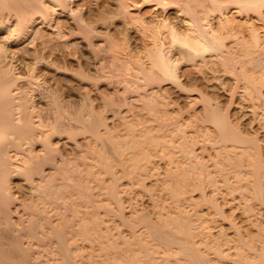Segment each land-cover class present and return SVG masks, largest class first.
Wrapping results in <instances>:
<instances>
[{"label": "bare ground", "instance_id": "1", "mask_svg": "<svg viewBox=\"0 0 264 264\" xmlns=\"http://www.w3.org/2000/svg\"><path fill=\"white\" fill-rule=\"evenodd\" d=\"M75 1L76 0H0V255L1 257L2 255L5 257L6 255L7 257L8 256L18 257L22 259V260H18V262L22 261L21 263L25 264L27 263V260L23 261L24 256L27 255V254L25 255V250L30 249V248H27L28 245L30 247L36 243L37 247L39 246L38 248H40V250H44L43 252L45 253L47 252L46 254L59 255V256L55 255V257H58V260H56L58 264H82V262L84 264L85 262L82 260H78V261H81V263L78 262L76 257L78 256V254L83 252V251L80 252L79 250V248L81 247L79 246V243L81 241L80 239L82 238L83 240L84 239L83 237H88V239L93 238L95 241H98L100 243H103V242L107 243L106 245L107 248H105V245H103L105 248L104 250L105 253L103 254L104 256L107 255V257L105 256L107 258L105 259L107 260L105 262L106 264H257V262H255L256 261L255 259H254L255 261H253V257H256L257 259V256H258L257 260L259 261V259H261L259 258L261 254H259L258 251H256V244H255L256 242L255 243L253 242L252 244L250 239L248 241L245 239L242 240V236H243L242 234H241L242 236H240L241 237L240 240H242L241 242L242 247L239 246L240 244L238 245V247L236 245L240 242L238 243L236 242L234 244L236 248L240 247L239 250H237L238 252L236 251L237 252L235 253L236 255L230 254L231 252L229 251H227L229 252L228 254L227 252L226 254L223 253L224 252L223 248L228 245H231V244H227L228 239H225L227 242L226 243L224 242L223 238L219 241L216 237L217 240L215 241L217 242L216 243L212 242L213 240L211 239L212 240V241L210 240L212 242L211 245L208 244L209 240L206 239L208 243L206 241L205 243L203 240L206 246L204 245L202 247L201 245L200 247L199 245L202 243H200L199 241L198 242L196 241L197 239L196 237H194V233H192L194 232L192 231V228H191L192 225L189 224L190 223L189 221L185 220L187 218H184L186 217L184 216V213L183 215H181L182 211L180 212L179 208H178L179 212L176 211L175 213L173 212L177 210V208H175L173 212L170 211L169 214H167V212L165 211L167 215L163 213L164 210L160 209L161 211L160 210L158 211L156 209L157 212L155 213H157L156 214L157 218L155 217L156 218L155 220L152 218V216H148L147 214L142 213V214H138V216L135 217L137 218V220L134 219L133 221L132 219L130 221L129 219L122 217L124 216L123 213L119 212L118 215L122 217L124 224L128 226V228L131 230L130 232H132L131 235L133 236V238H131L133 240L131 239L128 240L129 237L125 238V240L122 238L121 241L122 240L124 241V245L122 244L123 242L119 243L118 241L120 239L117 238L118 239L117 240L115 238V234L112 233L113 231L111 232L110 229L104 230L102 228L103 218L100 219L99 217L100 215H98L99 214L98 209H95L98 207L96 203L97 200L95 202V198H93L94 194H92L93 192L91 193L89 190L90 188H92L90 184H89L90 188L88 189L89 185L88 183L85 182L88 180V178L87 180L84 179L86 176L83 177L84 167H82V166L86 167V164L88 167L90 166L93 167L94 165L93 163H97V161L100 160L98 161L99 164L100 163L103 165L105 164L104 167H100V169H98L100 170V173L102 170L107 171V174L108 172L113 171L112 168L110 167V163H109L110 161L108 162L106 159L108 156L106 154L108 150H110V148L107 150L108 145L104 144L107 140L103 139L102 134L100 133L101 126L108 125L106 121L107 119H105L104 121L102 116L101 118L96 117V115L94 116L93 114L95 112L92 114L91 113L92 109L90 110L91 112L89 110H87V112L86 111L84 112V110L82 109H84L85 106L82 107L84 103L82 102L83 104H81L80 100L74 103L72 101H71L72 103H70L69 101L67 102V100L65 101L64 100L65 98L61 97L60 96L61 94H59L60 87L58 88L52 85H46V87L47 86L48 87L47 88L45 87L46 89H44V91L42 92L43 89H41L40 88L41 86H40L39 90L43 94H41V92L37 90V87L41 83L39 81L40 79L39 70L42 69V67H46L50 70H54L55 72L62 71V69L64 71L67 69L66 71H68V67H67L68 64L67 65L65 64L66 61L64 62L63 65L59 63L60 59L58 62L57 55L60 52L57 51L58 53H56V50L62 51L64 60H67V56H68V54H65L67 50L66 48L71 49V51L74 50L75 51L74 54H76L77 49L75 48L77 44L74 43L76 42V40L73 41L72 39L73 42L70 40L71 36L75 34L74 33L75 31H76V34H75L76 36H77V33H78V36L82 33V35H84V37L86 38L84 39L86 41L88 40L89 41L88 43H90L91 47H93V45H96L94 44L95 42L94 43L92 42L93 41L92 39H95L94 34L96 35V31H99V29H102V28H108L109 30H113L115 28L116 30L117 27H116L115 21H111L113 20L112 18L110 19V21L108 19L106 20L105 19L106 17L102 16L103 13L104 14L111 13L112 17L113 15L116 16V19L117 17L122 18L123 22L127 25L126 28L124 26L126 31H129L130 29L134 28L132 26H128V24L131 23L132 21H138V23H142L141 27H137V30L142 31V33L144 34L145 44H146V41H148L151 45L150 47H147V54L145 53L147 55L146 59H140V58L139 59L137 58L129 59L130 63L128 67L132 66L130 64H133V63L137 67L128 68L130 70L128 71L129 73H126V74H128L127 76L129 77L126 76L124 78L126 82L127 81L129 82L127 83L128 85L125 83L128 86V87L126 86L125 87L127 88V90H129L127 92L129 93L135 92V94L137 93L139 96V99L141 97L144 100L145 106L149 111H152V113L154 112L155 115L159 117L161 114L158 115V113L162 112V109L166 108L165 106H167V102H166V105L164 106L165 108H163L160 106L161 104L159 101L163 99L162 98L163 96L164 98H167L165 96L166 90H164L166 87L163 88L164 84L172 83V85L174 84V86L177 87L178 89H182L181 91H183V89L185 91L187 90V87L185 85L186 83H189V82L185 83L183 80L184 79L183 76L186 75L187 73L183 72L184 74L182 73L180 74V71H179L180 70L179 67L183 65V62L186 63V62L191 61V64H194V66L196 65L200 69L204 67L203 70L206 67L210 66V64H213V66L215 65V67L213 68L211 65V68L208 67L210 69L208 71H210V73L212 72L214 78H216L217 80L220 77V75H218L219 69L217 66H221L220 72L223 71L224 74H232L235 76L234 78L235 81L234 80L233 81L236 82V87L237 88L242 87L241 89V91L243 90L242 94L245 95L244 98L247 99L246 104L249 103L248 107L252 110L253 114H255L256 118L260 120V123L262 124L261 127L264 128V39L262 37L263 35L261 34L262 36H260V30L256 26V24L253 21H249L250 19L248 20L246 18L247 23L245 25L246 26L248 25L247 27H249V28L247 27L246 28L250 29V35L246 36L243 33L244 29L242 30L244 25H241L240 22L236 21L235 18L232 17L233 15L231 14V13L236 14L237 17L241 15L243 17L245 15L246 17H249V18H252L251 16L254 15L256 19L260 21V23L262 24L261 27L263 28V31H264V0H152L155 3L154 8L156 10L161 9L163 12L166 13L164 17V21H163L164 22L163 26L167 29L169 33L168 37H166L164 32H162L161 30V28H163L162 26L158 27L157 25H154V23L150 25L149 22H145L146 21L144 20L145 17L142 16L143 14L142 15L140 14L141 7L142 5H144L143 3H139L135 0H100L97 3L99 5L98 8H91L86 0H82L83 2H81L82 3L81 9L77 10L76 8L75 9L73 8V3H75ZM172 12L176 13L177 16L180 15L179 21L177 22L172 21V18H171L172 16H170V13ZM229 13H230V16H229ZM57 14L58 15L59 14L69 15L71 17L70 22H72L74 25V28L72 26L71 27L75 31L74 32L72 30L68 31L69 28L67 30L65 22L64 21L62 22L61 19L56 18ZM92 14H96V15L99 14V17L92 19V16H91ZM236 15L234 16L236 17ZM234 20L238 22V24ZM153 22L155 21L153 20ZM181 23L183 25H181ZM41 25L43 26L45 25L48 29L51 30L50 31L51 33H45L43 29H40ZM91 34L93 36H91ZM107 34H109V31L107 32ZM110 34L112 35V33ZM167 38H169V42H167L168 41ZM229 38L231 39V41L232 40L233 41L232 42H230V40L228 41ZM25 41L29 42L30 48L28 49L24 48L26 49L24 51L25 53L23 52L24 57H22L21 54H20L21 56L20 57V56H17V53L16 55H14L15 52L14 53L10 52L9 48L12 43L19 44L20 42H25ZM110 41L112 43V40ZM229 42L230 44H228ZM113 44L115 43L113 42ZM143 45H144V42H143ZM110 46H113V45H110ZM94 50H97V49L95 48ZM100 50L98 49L96 51L97 55ZM72 53H71V56H72ZM102 53L103 52H101L100 54L99 52L100 56H102ZM79 54H76V55L78 56ZM71 56H69V58ZM77 56L75 57L76 60H77ZM59 58L62 59L61 56ZM80 60L81 59L77 60V62L83 68ZM100 60L102 61V59ZM106 61H107V58H106ZM127 64H128V61H127ZM216 64H219V65H216ZM110 66H112V64ZM118 67L120 66L118 65ZM78 68H77V71H78ZM75 70H74V73L79 74L75 72ZM100 71L101 73L103 72L102 70ZM72 72L73 71L70 72L69 70V73H72ZM44 73H45V70H44ZM81 73L82 71L80 72V75ZM109 74L107 73V75ZM80 75H75V76H79L80 78H82V75L81 76ZM84 77L86 76L84 75L83 78ZM195 84L197 86V83ZM202 90H200V93H202L201 92ZM37 92L38 94H40L39 96L46 99L45 105L47 103L46 105L47 108L46 106H44L46 108V109L44 108V110L40 109L41 107L39 105H36L38 103H36L35 101L36 98L34 97L37 94ZM189 93H191V91ZM126 94L128 95V93ZM135 94L133 93V96H135ZM37 96L38 95H36V97ZM201 96H207V95L206 94L204 95L203 93ZM41 97L39 99H41ZM211 99L212 98H210V101L208 98H207L208 101L205 100L204 109H205V113L210 115V116L208 115L209 117L208 119H210L209 121L212 120L213 124L214 122L217 123L216 128H218L219 138H220L219 140L217 139L218 145H220L219 147L222 148V145H223L224 147L222 150H224V148L226 147L225 149L229 150L230 152H231V149H234V150L237 149V151L235 152H239V153H236V154L241 155V156H238L234 154L235 161L233 159L234 158L233 155L232 157L230 156V158L232 159H227V160H232L233 163L231 164H230V161H228L229 165L233 167L232 169L236 170L238 173L240 171L241 173H239L238 175L239 177L236 181L237 185L231 183L230 180L225 177L224 181H226L227 179L225 183L229 184L230 182L229 186L227 185L225 186V188L228 187L229 188V189L227 188L228 190L232 189L230 190L232 192H234L235 190L240 191V193L242 194L246 193L245 191L249 192L252 190L251 193L253 194L254 192L256 194V195L253 194V196L257 197V199L262 204H264V149H263L264 144L261 142L262 140L260 141L261 143L260 144L258 142L259 138L257 137L256 138L258 140L256 139V141L253 139H251L250 141V138L248 139L246 136L244 137H246L247 139L242 137L240 135L242 133L238 132L237 131L238 129H234V127L232 128L230 122H228L227 119H226L227 121L224 119L226 115L223 118L219 116V112H218L220 108L218 106L219 104L217 102L218 107H216L215 104L212 105ZM109 104L112 105V102H109ZM105 105L107 106V104ZM37 106H39L40 108ZM90 108L91 107L89 106V109ZM223 113L225 114L227 112L224 111ZM256 122L258 123V121ZM106 130L108 131V129ZM83 132H85V134L87 132L89 135H92L91 137H88L89 135L86 134V136L88 137V140L86 143L88 145L87 146L88 148H86V146L84 148V145H82L83 141L82 142L80 141L82 143L81 144L77 140V137H79L80 135L82 136V134H84ZM56 137L65 138L66 140V141L64 140L65 142L73 141L71 142V143H74L72 145H74L75 148L78 149V152L83 153L84 157L82 156V154H80L82 157H79L78 156L79 154L77 152H76V154H78L77 156L74 155L72 157L73 154L71 155V157H69L70 156L69 154L67 155L68 157L65 156L64 151L62 152V149H59V145H56L55 142H53L55 140L54 138ZM151 137H152V140L155 139V137L153 136ZM99 140L101 141L103 140L104 142V143L102 142L103 144L102 146L99 145L101 148H99L98 146ZM181 143L180 144L177 143V148L180 147L181 150L179 148L178 149L181 152L184 151L187 154V152L191 153L193 151L194 148L190 149V147L185 146L183 144L184 142L182 144ZM107 144H110V143H107ZM215 144H217V141L215 142ZM227 144H231V145L233 144L234 145L233 147L235 148L229 149L227 148L229 146ZM91 145L95 146V148L93 146L92 154H91V149H89L90 147L92 148ZM111 145L110 147H112ZM187 145H189L188 142H187ZM74 146L72 147L74 148ZM97 146L100 150V153H99V150L96 149ZM123 146L121 144L120 149ZM185 147H188L189 149ZM153 148H155L154 145H153ZM175 148H176V145H175ZM238 148L240 149L242 148V150ZM123 149H122V152H123ZM96 150H97L96 155L97 156L99 154L100 155L98 156L99 158H97L98 160L95 157V160H93L92 161L93 163H92L91 160L94 158L93 155ZM137 150H139V148ZM86 151L89 153L87 154ZM105 151H106V154H103L105 153ZM117 151H118V148H117ZM230 152L228 153L229 155H230ZM115 153H118V152H115ZM115 153L113 155H115ZM186 154L184 153L185 156ZM88 155L91 156L92 158L91 160L87 159ZM190 156L193 157V155L188 156L187 154L186 160H188ZM220 156H223V155H220ZM128 157L130 156L128 155ZM172 159L174 160V158ZM112 160L113 159H111V161ZM118 160L119 159L117 158V161ZM186 160H183V162H185ZM189 160H193V159H189ZM224 160H221V161H224ZM78 161H82L81 163L83 164L86 161H89L90 164L92 163V165H90L89 162L88 163L86 162L85 165L80 164L81 165L80 167V165L78 164ZM194 161L196 162L193 163ZM194 161L192 162L188 161L189 162L188 165H184L179 168L177 167V169L171 168V170H168V172H166L165 170L166 177L164 176L163 178H166L165 181L167 179L170 181V182L166 181L167 182L166 184H168V187H170V188L168 187L167 188L169 190L171 189L170 190V192L172 193L171 196H173L174 193H176V195L178 196L177 192H179L177 190L178 188H175V187L172 188V184L173 186H175L174 183L177 184L178 186L176 185V187H179L180 184L183 185L184 183L183 181L184 180L186 181L187 179H189L190 177L189 174L191 173L197 172L201 175V176L198 175L200 176V178L201 177L206 178L211 175L212 171H210V169L214 168V164H215V168L217 169L218 167V169H220L221 172L230 171L227 167H226L228 169V170L226 169L227 171L224 169L225 166L221 163L220 160L219 162L221 163V166L222 165L224 166L222 167L224 170H221L222 168L219 165L218 161L216 160L215 162H217L218 164L211 162L213 164V165L212 164L210 165L211 168L210 167L208 168V165H209L207 163L208 159H205L204 162L206 163H204L202 160L198 161L197 159H195ZM125 162L123 163L125 164ZM134 162H131V163L134 164L135 166ZM171 162L173 163L172 160ZM171 165H174V163ZM179 165H180V162H179ZM111 166H113V164ZM92 167H90V169L88 170H86L87 168L85 169L86 171H88L87 172L88 174L89 172L94 173L93 169L95 166L93 168ZM124 167L127 168L125 165ZM136 167H138V165ZM131 169L132 168H130V170ZM243 169H245V171L247 170L246 171L247 176L245 174L244 175L245 177L243 176V178H241L240 176L243 175L242 173ZM98 170H96L95 173L97 172L99 173ZM127 170H129V168ZM135 170L138 171L136 173H139V168H136ZM178 171L181 172L183 175L181 173L179 174ZM220 171L219 173L223 174ZM113 172L111 174H114ZM187 174L189 177L187 176ZM205 174L207 175L210 174V175L207 176ZM234 174H236V172ZM99 175H94L97 177L93 176V180L91 181H95V184L96 183L99 184L98 181L96 182V180H99L98 178ZM136 176L138 175L136 174ZM211 176L210 178H211L212 183L214 184L218 183L216 181L217 179L215 178L216 176L215 175H214L215 177L213 175ZM236 176L234 175L235 178H237ZM15 177L23 178L24 183L27 184V187H28L27 189H29L28 190L30 193L29 197H31L29 199L31 201L30 200L26 201L25 198L21 200V198L17 197V195L15 194L14 189L12 190L13 188L12 178H15ZM90 178L92 177H89V179ZM190 178H193V177H190ZM203 178L201 180H204ZM208 178L206 179L208 180ZM212 178L213 179L215 178L214 179L215 181ZM201 186L198 185V187H201ZM180 188H182V186L179 187V189ZM219 188L220 186H218L217 189ZM182 189L183 191L185 190V184L183 185ZM230 191H228L229 194H231ZM112 192H113L112 195H114L116 190L114 189ZM180 192H181V189H180ZM247 194L250 196L249 193ZM176 195H174L173 197L174 198L177 197ZM84 199L86 200V202L83 201ZM83 202L87 204L91 202L90 205L92 204L91 208L93 210H88L89 208H87V210L81 209V207L84 206L82 205L84 204ZM247 202L249 201L247 200ZM105 204L108 205V203H105ZM246 205L250 207L248 203ZM246 205H244L245 209L248 208ZM245 209L243 210L246 211ZM249 209H247V211ZM20 210L22 211L21 213H20ZM109 210H112V209L109 208ZM81 211L85 213V216L84 215L81 216L83 214ZM148 214L150 215L149 212ZM250 217H249L250 219L248 218V220L251 222H254L252 221L253 218L251 215ZM255 220H258V219L255 218ZM112 222H115V221L113 220ZM112 222L111 224H113ZM260 222L261 220L259 221L258 224H256L257 226H254L255 224L254 225L252 224V226L253 227L261 226L262 224L259 225ZM140 225H142V227L144 226L145 232L142 231L143 229L142 230L140 229L141 227ZM249 227L251 228V226ZM261 227H264V225ZM107 228H109V226ZM115 230L116 231L114 232H117V230L119 231L118 224ZM261 230L262 229H260V231ZM238 232L240 231L238 230ZM220 233L221 232H219V234ZM259 234H261V232ZM261 238H264V237H261ZM257 240H260V239H257ZM90 241H92V239ZM261 241L259 242L262 244ZM30 243H33V244L30 245ZM91 243H94V242H91ZM220 243H223V244L226 243L227 245L222 247L221 249L220 246H223V245H221ZM212 244L214 247L212 246ZM243 244L245 245V248L246 247L248 248L246 250L244 249L246 253L242 252L241 248H243ZM258 244L259 243H257V248L259 249V251L261 250L264 251V244L261 245V247L263 246L262 248H259ZM82 247L84 246L82 245ZM135 247L136 248L138 247L139 250L137 251ZM234 247L231 249L233 250ZM91 248H92V251H95L96 247L93 248V246L91 245ZM202 248L203 250H201ZM204 249L205 250L208 249V250L204 252ZM209 249H210V252H208ZM247 250L250 252L247 253L248 252ZM89 251L92 252L91 250ZM212 251L215 253V255L213 256L217 255V258L215 260L216 262L213 261V259L211 260L210 258L211 256H209L211 255L210 253L213 254ZM38 252H41V251H38ZM253 252L258 253L259 255L257 254L256 256V253L254 254ZM229 254L230 256L232 255L234 257H230ZM55 257H52V258L54 259ZM227 257L229 258V261ZM250 257L252 258L253 262L248 261ZM35 259L33 260V262L35 261ZM6 260L9 261V259H6ZM13 262H15L14 259H13ZM94 262L95 261L91 260L89 263L86 262V264H96Z\"/></svg>", "mask_w": 264, "mask_h": 264}, {"label": "rangeland", "instance_id": "2", "mask_svg": "<svg viewBox=\"0 0 264 264\" xmlns=\"http://www.w3.org/2000/svg\"><path fill=\"white\" fill-rule=\"evenodd\" d=\"M86 1H87V3L89 4V6L91 8H98L99 5L97 3L100 0H86ZM135 1L144 4L141 7L140 14L141 15L143 14L142 16L145 17V19H144V20H146L145 22H149L150 25L154 23V25H157L158 27L162 26L163 27V28H161L162 32H164L165 36L168 37L169 33H168L167 29L163 26V23H164L163 21H164V17L166 15V13L163 12L161 9L156 10L154 8L155 3L152 0H149V1L148 0H135ZM81 2H83V1L82 0H80V1L76 0L75 3H73V8L74 9L76 8L77 10L81 9V7H82V3ZM158 12H160V13H158ZM174 12H175V10H174ZM230 13H229V16H230ZM231 14L233 15L232 17L235 18L236 21L240 22L241 25H244L243 28L241 27L242 30L244 29V32L243 31H241V32H243L246 36L250 35V29H247L249 27H247L248 25L246 26L245 24L247 23V19L248 20L250 19L249 21H253L256 24V26L259 28L260 36L263 35L262 37L264 39V31H263V28L261 27L262 24L260 23V21H258L256 19V17L254 15L251 16L252 18H249V17H246L245 15L243 17H242V15L237 17L236 14H233V13H231ZM234 15H236V17ZM56 16L55 17L57 19L59 18V19L62 20V22L63 21L65 22L67 30L69 28L68 31H70V30H72L73 32L75 31V30H73L74 25H73L72 22H70L71 21V17L69 15H67V14L66 15H60V14L58 15L57 14ZM91 16H92V19H95V18L99 17V14H97V15L96 14H92ZM102 16L106 17L105 19L106 20L108 19L109 21L112 18L113 20H111V21H115V23H116V27H117L116 30H115V28L113 30H109L108 28H102V29H99V31L101 33L99 31H96V35L94 34V36H95L94 38L95 39H92L93 40L92 42L93 43L95 42L94 44H96V45H93V47H91L90 43H88L89 42L88 40L87 41L85 40L86 38L84 37V35H82V33L81 34L79 33L80 34L79 36H78V33H77V36H76L75 35L76 31H75L74 32L75 34L73 36H71L70 40L71 41H72V39H73V41L76 40V42H74V43H76L78 45V47H79L78 48L77 45H76V48H75V49H77L76 54H79L81 52L78 55L79 57L80 56L81 57L79 58L76 54H74V52H75L74 50L71 51V49L66 48L67 50H66L65 54H68V56H67V60H64L62 51L61 50H56V53H58L57 51H59L61 53V54L58 53V55H57L58 62H59V59H60L59 63L63 65L64 62L66 61L65 64L66 65L68 64L67 65L68 71H66L67 69L65 71L62 69V71L55 72L54 70H50V69H48L46 67H42L43 70L42 69L39 70L40 79L38 78L41 83H40V85L38 84L39 86L37 85L38 86L37 90L39 92H41L39 90L40 88L43 89L42 90V92H43L44 89H46L48 87V86L46 87V85H52V86H55V87H58V88L60 87L59 88V94H61L60 95L61 97L65 98V99L63 98L65 101L67 100V102L69 101L70 103H72V102L74 103V102L80 100L81 104H83V103L86 104V105L83 104V106H82V107L85 106L84 109H82V110H84V112L85 111L87 112V110L90 111L92 109L91 110L92 112L91 111L90 112L92 114L95 112L93 114L94 116L96 115V117H100V118L102 116L104 121H105V119H107L106 121H107L108 125L107 126H101V132L99 131L102 134L103 139H106L107 141L104 143L103 140L102 141L99 140L101 142L98 141V146L99 145L102 146L103 145L102 142H103L104 144L108 145L107 146V150L110 148V150H108L107 154H106V151L103 154L108 155L106 159H107L108 162L110 161L109 162L110 163V167L112 168V170L114 172L111 171V172H108V174H107V171H105V170H102L101 173H100V170H98V169H100V167H104L105 166V164L103 165V164L100 163L101 164L100 165L98 163V161H100V160L97 159V158H99L98 156L100 155L99 154L100 153L99 148H101L100 146H99V148H98V146L96 148V149L99 150V153H98L99 155L98 156L96 155L97 150L94 152V155H93L94 158L93 159L90 156L93 153L92 150H93V146L94 145L93 146L91 145L92 148L89 146L90 147L89 149H91V154L88 155V157L86 156L87 159H90V160L92 159L91 162L93 160H95V157H96V159L98 160V161L96 160L97 163H93V162L92 163L94 164L93 167L95 166L94 167L95 170L93 169L94 173H95L96 170H98L99 171V173L97 172L98 174L97 173L94 174L93 172H92L93 174L90 173V172H89V174L87 173L88 171H86V170H88V169H90V167H92V166L88 167L87 164H86V162L88 163L90 160L86 161V162L84 161L85 162L84 164L81 163L82 161H78L79 165L80 164L81 165L82 164L83 165L86 164V167L82 166V167H84V169H83L84 170V173H83L84 176L83 177L86 176L84 179L87 180V178H88V180L85 181V182L88 183V185L90 184L92 186V188H90V185H89L88 189L90 188L89 189L90 192L91 193L93 192L92 194H94L93 198H95V202L97 200L96 203H97L98 207L95 208V209H98V212H99L98 215H100L99 216L100 219L103 218L102 219L103 220L102 228L104 230L105 229H107V230L110 229L111 232L113 231L112 233L115 234V238L116 239L117 238L120 239L118 242L119 243L123 242L122 244L124 245V241L123 240L121 241V239L123 238L125 240V238L129 237L128 238V240H129V239L133 238V236L131 235L132 234V232H130L131 230L128 228V226H126L124 224V221H123L122 217H124L126 219H129L130 221L133 219V221H134V219L137 220V218H135V217H137L138 214H142L143 213V214H147L148 216H152V218L155 220L157 218L156 217L157 213H155V212H157L156 209L158 211L160 209L164 210V212L163 211L162 212L165 213V215H167V214H169L170 211L173 212L175 210V208H177V210H175L173 213H175L176 211L179 212V210H180V212L182 211L181 215H183V213H184V216H186V217H184V216L183 217L187 218L185 220L189 221L190 222L189 224L192 225L191 228H192V231H194L192 233H194V237H196V239H197L196 241L197 242L199 241L200 243H202V244L198 243V244H200L199 245L200 247H201V245H202V247L205 245V243L207 242L206 239L209 240V243L208 242L207 243L211 245L212 242H215V243L217 242L215 240L218 239L220 241L223 238L224 242H226L225 239H228L227 240L228 243L227 242L226 243L227 244H231V245L226 246L227 245L226 243L225 244H223L224 242L220 243L221 245H223V246H220L221 249H222V247L226 246V247L223 248V251H224L223 253L226 254V252L229 251V252H231L230 254H235V253L238 252L237 250H239V248L242 247V245H241L242 244L241 243L242 240L245 239V240L248 241L250 239L252 244H253V242L254 243L256 242L255 243L256 244V251H258V253L261 254L259 256V258H261V259H259V261H258L257 260L258 259V256H257L258 253L253 252L254 254L256 253V256H257V259H256V257H253V261L256 260L255 262H257V264H264V256H263L264 251L261 250V249H260L261 251H259V249L257 248V243H259L258 244L259 248H262L263 246L261 247V245L264 244V238H261V237H264L263 236L264 227H261V226L264 225V204H262L257 199V197L253 196V194L254 195H256V194L254 192L252 194L251 193L252 190L249 191V192L245 191L246 193H243L244 194L243 195L242 193H240V191H236V190L234 191L233 190L234 192H232V191H230L232 189L228 190L229 189L228 187L225 188V186H227V185L229 186L230 182L233 183V184H236V181H237V179L239 177L238 175H239V173H241L240 171L238 173L236 170H233L232 169L233 167L231 165H229L228 161H230V164H231V163H233L232 160H227V159H232V158H230V156L232 157V155H233V157H234L233 159L235 161L234 154L239 153V152H235V151H237V149H235V150L231 149V148H235V147H233L234 146L233 144L232 145L231 144H227V145H229L227 148L231 149V152L229 150H226L225 149L226 147L224 148V150H222L223 147H224L223 145H222V148L219 147L220 145H218V140L220 138H219L218 128H216L217 127V123L214 122V124H213L212 120L209 121L210 120V119H208L209 118L208 117L209 114L205 113V109H204L205 108V106H204L205 100L208 101L207 100V98H208L209 101H210V98H212L211 99L212 105L215 104L216 107H218V106L220 107L219 111H218L219 112V116L223 118L226 115L224 117V119L225 120L227 119L228 122H230L232 128L234 127V129H238L237 131L241 132L243 134V135L240 134L242 137L246 136L248 139L250 138V141H251V139L256 141V139L259 138L258 142L260 143V141L262 140L261 142L264 144V128L261 127L262 124L260 123V120L258 118H256L255 114H253L252 110L248 107L249 103L246 104L247 103V99L244 98L245 95L242 94V91H243V90L241 91L242 87H240V88L236 87V82H234L235 81V79H234L235 76L232 75V74H224L223 71L220 72L221 71V66H217L218 69H219L218 75H220L219 79L217 80L216 78H214L213 73L212 72L210 73V71H208V70H210L208 67L211 68V65H212V67L214 68L215 65L213 66V64H210V66L206 67L208 69L205 68L204 70H203L204 67H202L201 68L203 70L202 71L196 65L194 66V64H191V61L186 62L187 64L183 62V65L180 64L181 66L179 67V69H180L179 71H180V74L181 73L182 74L187 73L186 74L187 76L186 75H184L185 77L183 76L184 82L185 83L189 82V83H186V85H185L187 87V90L185 91L183 89V91H181L182 89H178L177 87L174 86V84L172 85V83L164 84L163 88L166 87L164 90H166V95L165 96L167 98H164V96L163 97L161 96L163 99L160 97L162 100H159V101H160V104H161L160 106L161 107H163V108L166 107L165 108L166 111H165V109H162L163 113L162 112L158 113V115L161 114L159 116L160 117L159 118L157 115H155L154 112L152 113V111H149L146 108L144 100L141 97L139 99V96H138L137 93L135 94V92H130V93L127 92L129 90H127L126 87H128L127 83H129V82L128 81L126 82L124 80V78L128 75L126 73H129L128 71L130 69H128V68H130V67H132V68L135 67L136 68L137 67L134 63L130 64L132 66L128 67V65L130 63L129 59L130 58L131 59H133V58L134 59H136V58L137 59H139V58L140 59H146L147 58V55H146L147 54V47L151 46L148 41H146V44H145L144 34L142 33V31L137 30V27H141L142 26V23H138V21H132L133 23L132 22L129 23L128 26H132L134 28L130 29L129 31H126L125 28L127 27V25L123 22L121 17H117V19H116V16L113 15V17H112L111 13H105V14L103 13ZM170 16H172L171 18H172V21H174V22L175 21L177 22L180 19V15L177 16V14L173 13V12L170 13ZM153 20L155 22H153ZM238 22H236V23L238 24ZM240 23H239V25H240ZM179 24H180V22H179ZM181 25H183V24L181 23ZM42 26L43 25L40 26V29H43L45 31V33H51L50 32L51 30L48 29L45 25L43 27ZM124 26H125V28H124ZM121 29H122V31H121ZM108 31H109V34H107ZM98 32H99V34H98ZM110 33H112V35ZM97 35H99V36H97ZM91 36H93V35L91 34ZM108 36L111 37V38H109ZM91 38H93V37H91ZM108 39H109V41H108ZM110 40H112V43H111ZM167 40H168L167 42H169V38H167ZM229 40H230V42L233 41V40L231 41L230 38L228 39V41ZM27 42L26 41L25 42H20L19 44L18 43H16V44L12 43L13 45L11 44L10 48H9L10 52H12V53L15 52L14 55H16V53H17V56H20V54H21V56L24 57V53H25L24 51L26 49L30 48L29 47V42H28V44H27ZM113 42L115 44H113ZM143 42H144V45H143ZM230 42L228 44H230ZM98 44H100V45H98ZM147 44H148V46H147ZM110 45H113V46H110ZM103 46H105V47H103ZM94 47L97 50L101 49L99 52H100V54H101V52H103L102 56H100L99 52H98V55H97V53H96L97 50H94L95 49ZM24 48H26V49H24ZM130 49H131V51H130ZM71 53H72V56H71ZM59 55L62 57V59L59 58L60 57ZM69 56H71V57L69 58ZM76 56H77V60L81 59L80 61L82 63L83 68L81 67V65L78 64L77 60L75 59ZM105 57L107 58V61H106ZM99 58L102 59L103 62ZM113 60H115V61H113ZM127 61H128V64H127ZM111 64H112V66H110ZM117 64L120 67H118ZM216 65H219V64H216ZM80 67L82 68V70H81ZM77 68H78L79 72L77 71ZM103 68H104V70H103ZM44 70H45V73H44ZM69 70H70V72L71 71H73V72L69 73ZM74 70H75V72H77L79 74L74 73ZM100 70H102L103 72L105 71L106 73L105 72L101 73ZM81 71H82V73H81L82 78H83L84 75L86 76L83 79L80 78L79 76H75V75H80ZM119 71L122 73V75H121V73ZM107 73L108 74L110 73L109 74L110 76L107 75ZM127 77H129V76H127ZM80 79H82V80H80ZM77 80H79V81H77ZM195 83H197V86H196ZM200 90H202L201 91L202 93H200ZM188 91L189 92L191 91V93H189ZM42 92H41V94H43ZM126 93H128V95ZM133 93L135 94V96H133ZM188 93L191 94V95H189ZM203 93H204V95L206 94L207 96H201ZM130 94H132V95H130ZM36 95H38V96L36 97ZM36 95L34 97V98H36L35 99L36 103H38L36 105H39L41 108L39 106H37V107H39L40 109L44 110V108H45L44 106L47 105V103L45 105L46 99L42 98L41 96H39L40 94H38V92H37ZM88 95H89V97H88ZM40 97H41V99H39ZM122 97H123V99H122ZM86 99H88V100H86ZM120 99H122V100H120ZM89 100H91V101H89ZM212 100L215 103H213ZM108 101L112 102V105L109 104ZM106 102H108V103H106ZM166 102H167V106L168 107L165 106ZM217 102L219 104L218 106H217ZM113 103H114V105H113ZM105 104H107L108 107ZM89 106L91 107L90 109H89ZM46 108H47V106H46ZM85 108H86V110H85ZM224 111L227 112V113L224 114L223 113ZM174 120H175V122H174ZM256 121H258V123ZM163 125H165V126H163ZM103 127L104 128L106 127V128L104 129ZM106 129H108V131ZM105 132H106V134H105ZM83 133L85 134V132H83ZM84 134H82V136L80 135L79 137H77V140L79 142L83 141L82 142L83 144L81 142L80 143L82 145H84V148H85V146H86V148H88L87 147L88 145L86 143H87L88 137H91L92 135H89L86 132V134L89 135L87 137L86 134L85 135ZM109 134H111V135H109ZM83 135H84V137H83ZM151 136L155 137V139L153 138L154 140H152ZM108 137L109 138L111 137V138L109 139ZM246 137H244V138H246ZM54 139H53L54 140L53 142H55L56 145H59V149H62V152L64 151L65 156H67L68 154L70 155L69 157H71L72 154H73L72 157L74 155L77 156L78 154H79L78 155L79 157L83 156V153L78 152V149L75 148L74 145H72V144H74V143H71L73 141L65 142L66 141L65 138H58V137H56ZM84 140H85V142H84ZM167 140H169V141H167ZM180 141L182 143L184 142L183 144L185 146L190 147V149L194 148L193 151L191 150L194 154L192 152L191 153L187 152L188 156L189 155H193V157L190 156L191 158L189 157L188 160H186V156H187L186 152L182 151L183 152L182 153L180 151L181 150L180 147H178L180 150L177 148V143L180 144L181 143ZM216 141H217V144H215ZM187 142H188L189 145H187ZM107 143H110V144H107ZM92 144H94V143H92ZM96 144H97V142H96ZM121 144H122V146L125 145V144H127V145H125L126 147L123 146L120 149ZM263 144H262V146H263ZM110 145L112 147H110ZM148 145H150V146H148ZM153 145H154L155 148H153ZM167 145H169V146H167ZM175 145H176V148H175ZM72 146H74V148ZM136 146L139 148V150H137L138 148ZM188 147H185V148L189 149ZM94 148H95V146H94ZM117 148H118V151H117ZM119 149H120V151H119ZM122 149H123V152H122ZM150 149H152V150H150ZM172 149H173V151H172ZM238 149H240V148H238ZM263 149H264V147H263ZM132 150H134V151H132ZM194 150H195V152H194ZM240 150H242V148ZM135 151H136V153H135ZM147 151H149V152L151 151V152L149 153ZM170 151H171V153H170ZM227 151L230 152V155L228 154L229 152H227ZM233 151H234V153H233ZM72 152H74V153H72ZM76 152L78 154H76ZM115 152H118V153H115ZM172 152H174V153H172ZM86 153L88 154L89 152L86 151ZM114 153H115V155H113ZM120 153L121 154L123 153L124 155L123 154L121 155ZM184 153L186 154V156L184 155ZM80 154H82V156ZM159 154L162 155V156H160ZM240 154H241V152H240ZM128 155L130 157H128ZM147 155H148V157H147ZM178 155H179V157H178ZM220 155H223V156H220ZM236 155L241 156L239 154H236ZM224 156H225V158H224ZM116 157L120 161L119 160L117 161ZM163 157H165V158H163ZM168 157H169L170 160L168 159ZM172 158H174V160ZM111 159H113V160L111 161ZM134 159H136V160H134ZM138 159H140V160H138ZM145 159H147V160H145ZM148 159H150V160H148ZM189 159H193V160H189ZM195 159H197L198 161L202 160L203 162L205 161V159H208V161H207V163L209 164V165L207 164L208 168L209 167L211 168L210 165L212 163H216V164L219 163L220 166H221V163H222L225 167L222 165L221 168L224 167L225 170L228 168L230 171H228L229 173L225 172V171L221 172L220 169H218V167H217V169L215 168V164H214V168L215 169L214 168L210 169V171H212L213 174L211 172L210 173H211V175H213V176L215 175L216 176V177L214 176L217 179L216 181L218 182L216 184L212 183L211 178H210V176H211L210 174H208L210 176L205 174L209 178L204 176V177L208 178V180L206 178H203V177L200 178L201 175L199 173H197V172L196 173H191L192 175L189 174V176L193 177V178H190L188 176V174H187V176L189 177V179H187V180L190 183L187 180L183 181L184 182L183 185L185 184V190L184 191L182 189L183 185L180 184V186H179V187L182 186V188H180L181 189V192H180L179 187H176L177 184L174 183L175 186H173V184H172V188H174V187L178 188L177 190L179 191V192H177L178 196L176 195V193L173 194V196L174 195L177 196V197L174 198L173 196H171L172 195V193L170 192L171 189L170 190L168 189L170 187H168V184H166L167 183L166 181H168V182H170V181L168 179L165 181L166 178H163V177L166 175V172H168V170H171V168L172 169L173 168L177 169V167L179 168V167H182L184 165H188L190 161L192 162ZM79 160H81V159H79ZM171 160L173 161L174 165H171V164H173L171 162ZM183 160H186V161L183 162ZM215 160L218 161V163L215 162ZM219 160L220 161L224 160L225 162L221 161V163H220ZM128 161H129L130 164L128 163ZM123 162H125V164ZM131 162H134L135 166ZM168 162H170V163H168ZM179 162H180L181 166L179 165ZM195 162L196 161H194L193 163H195ZM92 163L90 164V162H89L90 165H92ZM204 163H206V162H204ZM227 163H228V165H227ZM112 164H113V166H111ZM81 165H80V167H81ZM124 165L127 168H125ZM137 165H138V167H136ZM170 165H171V167H170ZM153 166H154V168H153ZM216 166H218V165H216ZM128 168H129V170H127ZM130 168H132V169L130 170ZM136 168H139V173H136V172H138L137 171L138 169L135 170ZM224 169L222 168L221 170H224ZM165 170H166V172H165ZM213 170H214V172H213ZM218 170L221 173H223V174L225 173V174L224 175L220 174ZM232 170L234 171V173L236 172V174H234ZM243 171H245V169L242 170L243 175L240 176L241 178H243V176L247 173L246 172L247 170L245 172H243ZM112 172L114 174H111ZM180 173L181 172H179V174ZM136 174L138 176H136ZM226 174L229 176V178H228V176ZM94 175H99L98 176L99 180H96L98 178L95 179L96 182L97 181L99 182V184L96 183L97 185L95 184V181H91V180H93V176ZM198 175H200V176H198ZM203 175H204V173H203ZM221 175H223L224 177L221 176ZM234 175L235 176L237 175L236 176L237 178H235ZM134 176H136V177H134ZM160 176H161V178H160ZM246 176H247V174H246ZM89 177H92V178L89 179ZM94 177H97V176H94ZM225 177L230 180L229 184L225 183L227 181V179H226V181H224ZM101 178H102V180H101ZM202 178L204 180H201ZM185 179H186V177H185ZM198 179H199V181H198ZM12 182H13L12 190L14 189L15 194L17 195V197H20L21 200H23L24 198L26 199V201L30 200L29 198H31V197H29V194H30L29 191H28L29 189H27L28 188L27 184L24 183L23 178L22 177L21 178L20 177L19 178L18 177L17 178L16 177L12 178ZM91 182H92V184L94 183L95 185L94 184L92 185ZM162 182H164V183H162ZM194 182L197 183V184H195ZM189 184H191V185H189ZM211 184H213V185H211ZM217 184H219V185H217ZM198 185H200V186L202 185V186L198 187ZM218 186H220L219 189H217ZM91 189H92V191H91ZM114 189L116 190V192H115L114 195H112V193H113L112 191ZM215 189H217V190H215ZM227 190L230 191L231 194H229V192ZM237 190H239V189H237ZM241 190H242V188H241ZM247 193H249L250 196ZM243 196H245V197H243ZM85 199L83 201L86 202L88 197H87L86 200ZM247 200L249 202H247ZM85 202H83L84 204H82V205H84V206L86 205V206L85 207L82 206L81 209L87 210V208H89L88 210H93L91 208L92 204L90 205L91 202L88 203L90 206L87 203H85ZM161 202H162L163 205L161 204ZM105 203H108V205L105 204ZM247 203L249 204L250 207H248V205H246ZM161 205H162V207H161ZM244 205H246L248 207L247 209H249V208H251V209H249L247 211V209L244 208ZM87 206H89V207H87ZM165 206H167V207H165ZM109 208L112 209V210H109ZM178 208H179V210H178ZM154 209H155V211H154ZM243 209H245L246 211H244ZM83 211H81V212L83 213ZM133 211H135V212H133ZM145 211L146 212L148 211L150 213V215L148 214V212L146 213ZM165 211L167 212V214H166ZM21 212L22 211L20 210V213ZM119 212H122L124 216L121 217L120 215H118ZM83 215L85 216V213H83L81 216H83ZM250 215L253 218V220L252 219L251 220L254 221V222H251V221L248 220ZM133 216H134V218H133ZM255 218L258 219V220H255ZM113 220L115 222H112ZM260 220H261V222H260L259 225H261V224L262 225L258 226L259 229H258V227H253L252 226V224L253 225L255 224L254 226H257L256 224H258ZM262 221H263V223H262ZM111 222L113 224H111ZM117 224L119 226V231L117 230V232H114V231H116L115 229L117 228ZM107 225L109 226V228H107L108 227ZM120 226H122V227H120ZM140 226H141L140 229L141 230L143 229L142 231H144L145 230L144 226L143 227H142V225H140ZM249 226H251L252 229ZM260 229H262V230L260 231ZM238 230L240 232H238ZM196 231H198V232H196ZM204 231H206V232H204ZM208 231H210V232H208ZM120 232H121V234H120ZM219 232H221V233L219 234ZM260 232H261V234H259ZM244 235L245 236L247 235V236L245 237ZM220 236H221V238H220ZM225 236H226V238H225ZM240 236H242V240H240L241 239ZM216 237H217V239H216ZM83 238H84L83 240H82V238L80 239L81 241L79 240L80 241L79 246H81L79 248V250H80V252L83 251L84 253L83 252L80 253L81 256H80V254H78V256L76 257L77 261L78 260H82V261L85 262L84 264H86V262L89 263L92 260V261H95L94 263H96V264L97 263L98 264H100V263L101 264H106L105 262L107 260H105V259H107L106 258L107 255H105L106 256L105 257L103 253H105L104 250H105V248H107V246H106L107 243L106 242L105 243L104 242L100 243L98 241H95L93 238H90V239H88V237H83ZM235 238L237 239V241H236ZM252 238H254V239H252ZM91 239H92V241H90ZM229 239H230V241H229ZM257 239H260V240H257ZM131 240H133V239H131ZM203 240H204V242L205 241L206 242L204 243ZM259 241H261L262 244ZM91 242H94V243H91ZM236 242L237 243L240 242V243L236 244L237 247L240 244L239 248H236V246L234 245ZM33 243H30V245H32ZM213 244H212V246H213ZM33 245L30 246V247L28 245V247H27V248L31 249V250L29 249L30 252H29L28 249H26L27 251L25 250V255L27 254L26 256H24V260H23V261L27 260V263H25V264H53V263H55L56 260H58V257H55V255H57V254H49V255H51V256H49L48 254H46L47 252L45 253V252H43L44 250H40V248H38L39 246L37 247L36 243L33 244ZM82 245L84 247H82ZM91 245L93 246V248L96 247L95 251H92ZM103 245H105V248H104ZM229 246H231V247H229ZM233 247H234V249L232 250L231 248H233ZM207 248H208V246H207ZM135 249H137V251L139 250L138 247L137 248L135 247ZM241 249H242V252H245V250L248 249V248L247 247L245 248V245L243 244V248H241ZM37 250L41 251V252H38ZM89 250H91L92 252H90ZM201 250H203V248ZM206 250H208V249H206ZM206 250L204 249V252H206ZM208 252H210V249H209ZM229 252H227V254ZM249 252L250 251H248L247 253H249ZM82 254H84L85 256L82 255ZM210 254L211 255H209V256H211L210 257L211 260L213 259V261H215L216 258H217V255L213 256V255H215L214 252H213V254L212 253H210ZM230 254H229V256H230ZM57 256H59V255H57ZM52 257H55V258L53 259ZM228 257H227V259L229 261V258L230 257H234V256L231 255L229 258ZM26 258H28V259H26ZM250 258H249L248 261L253 262L252 258L251 259ZM6 259H9V261L6 260ZM13 259H14L15 262H13ZM29 259H30V261H29ZM34 259H35V261L33 262ZM59 259H60V257H59ZM18 260H22V259H20L18 257H10V256L7 257V255H6V257L3 256V255L1 257V255H0V264H9V262H10V264H12V263L13 264H15V263L18 264L20 262V261L18 262ZM21 262L19 264H22ZM78 262L81 263V261H78ZM55 264H58V262L56 261ZM82 264H83V262H82Z\"/></svg>", "mask_w": 264, "mask_h": 264}]
</instances>
